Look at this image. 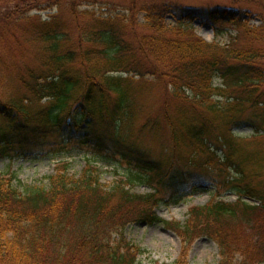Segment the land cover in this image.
Wrapping results in <instances>:
<instances>
[{
	"label": "trees",
	"instance_id": "trees-1",
	"mask_svg": "<svg viewBox=\"0 0 264 264\" xmlns=\"http://www.w3.org/2000/svg\"><path fill=\"white\" fill-rule=\"evenodd\" d=\"M143 9L149 33L141 36H128L122 11L97 17L76 4V35L60 30L57 15L39 23V65L20 78L28 94L0 98V160L74 148L85 152V167L78 176L69 162H57L48 186L0 175V264H141L137 256L144 251L123 236L132 222L179 232L185 250L206 235L219 245L220 264H231L238 248L248 257L238 264L264 261V179L257 177L264 178V141L235 133L246 125L264 132V22L250 25L247 11L204 6L183 8L178 23L167 26L172 5ZM197 19L217 35L227 26L240 35L226 44L208 41L196 32ZM147 74L167 80L165 100L138 133L156 137L167 129L174 149L200 155L191 167L162 169L165 163L134 137ZM112 161L125 162L151 192L131 193L123 182L106 188L97 163ZM204 188L215 198L192 207L183 225L154 211ZM225 192L238 199L216 198ZM114 233H120L117 241Z\"/></svg>",
	"mask_w": 264,
	"mask_h": 264
},
{
	"label": "rangeland",
	"instance_id": "rangeland-1",
	"mask_svg": "<svg viewBox=\"0 0 264 264\" xmlns=\"http://www.w3.org/2000/svg\"><path fill=\"white\" fill-rule=\"evenodd\" d=\"M136 2V6H132ZM172 5V10L167 13L165 23L167 26H174L182 17V9H196L208 6H227L233 10H244L249 12L246 17H254L250 25H259L264 19V0H0V98L7 101L12 95H27L20 78L27 77L28 70L39 65L40 42L36 40V33L41 21H49L51 16L57 15L60 30L76 35L77 28L72 12V4H76L79 9H89L96 13V16L108 17L113 13L122 11L126 13V22L129 24L127 34L132 37L139 36L149 31L143 26L146 23V12L144 7H160L161 4ZM82 22L85 21L83 17ZM188 21V20H186ZM196 32L208 41H218L226 44L232 37L238 36L237 28L227 26V31L217 35L209 23L202 19L193 22ZM168 37L172 34L165 33ZM240 35V34H239ZM240 40H244L241 36ZM241 41V44H244ZM159 76V75H158ZM143 83L147 86L144 94L137 97L136 111L140 118L134 128V137L138 136L140 144L149 149L150 154L164 162L160 166L162 169L168 167L183 168L185 165L191 167L190 161L201 160L200 155L194 153L192 149H174L171 145L167 129L161 131L158 136H153L148 131L139 135V128L146 121L148 116L158 113L165 100L164 77L159 79L150 74L145 77ZM140 83H142L140 81ZM137 86L139 85L136 82ZM46 100H43L44 103ZM160 115V114H159ZM139 132V133H138ZM235 133L241 139H252L256 137L259 141H264V132L255 133L254 128L246 125L243 128H235ZM72 150V149H71ZM59 161L70 163L69 172L80 175L85 167V152L74 149L66 154L38 156V157H14L0 160V175H16L23 184H36L38 186H48L49 177L55 173V166ZM159 164V162H158ZM100 173V182L106 188H113L118 183L123 182L131 193L146 194L151 192L147 184H143L130 173V168L123 161L119 163H97ZM160 165V164H159ZM260 179H264L262 176ZM131 179V182H128ZM260 179H252L253 184L262 186ZM264 185V181H263ZM22 192V188L19 190ZM213 189L204 188L194 194L185 195L175 201L164 202L155 208V213L160 217L179 222L183 225L189 216L192 207L206 205L215 198ZM228 202H235L238 195L234 192H225L222 196H216ZM250 204H258L255 199L244 198ZM254 223L255 220L251 219ZM243 234V229H240ZM124 238L141 248L144 252L137 256V261L141 264H173L180 260L181 264H220L221 254L218 243L212 238L203 235L198 236L187 250L183 248V237L179 232L166 227L163 224H147L144 222H132L123 231ZM249 238V233H245ZM120 233H114L113 238L117 241ZM239 252L234 254L231 264L248 261L244 250L238 248ZM249 256V255H248ZM253 264H264L263 262Z\"/></svg>",
	"mask_w": 264,
	"mask_h": 264
}]
</instances>
